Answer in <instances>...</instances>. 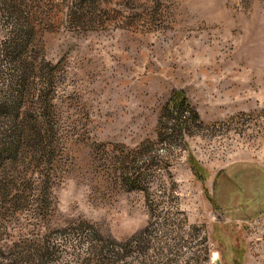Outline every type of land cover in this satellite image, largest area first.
Returning a JSON list of instances; mask_svg holds the SVG:
<instances>
[{
	"label": "rangeland",
	"instance_id": "obj_1",
	"mask_svg": "<svg viewBox=\"0 0 264 264\" xmlns=\"http://www.w3.org/2000/svg\"><path fill=\"white\" fill-rule=\"evenodd\" d=\"M213 255L264 264V0H0V264Z\"/></svg>",
	"mask_w": 264,
	"mask_h": 264
},
{
	"label": "trees",
	"instance_id": "obj_2",
	"mask_svg": "<svg viewBox=\"0 0 264 264\" xmlns=\"http://www.w3.org/2000/svg\"><path fill=\"white\" fill-rule=\"evenodd\" d=\"M168 105L177 113L178 110L181 109L180 106H184L186 107L187 111L193 112L194 115H196V111L189 105V102L187 100V97L185 96L184 92L181 89H177L174 90V92L172 93V95L170 96L169 100H168ZM180 107V108H179ZM185 110H182V114L184 115V113H188L187 111L184 112ZM180 113V111H178ZM8 131H4V133L6 134ZM2 133V134H4ZM20 134V133H19ZM15 135H16V131H15ZM19 136V135H18ZM12 146L7 148L8 151H11ZM105 244H99L100 248H103ZM98 247V244H93L91 243V248L94 247ZM106 246V245H105ZM107 250H113V248H109L108 246L105 247ZM104 248V249H105ZM106 251V250H105Z\"/></svg>",
	"mask_w": 264,
	"mask_h": 264
},
{
	"label": "water",
	"instance_id": "obj_3",
	"mask_svg": "<svg viewBox=\"0 0 264 264\" xmlns=\"http://www.w3.org/2000/svg\"><path fill=\"white\" fill-rule=\"evenodd\" d=\"M212 261H213V264H221V262H220L219 258L217 257V255H213Z\"/></svg>",
	"mask_w": 264,
	"mask_h": 264
}]
</instances>
